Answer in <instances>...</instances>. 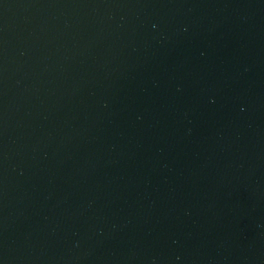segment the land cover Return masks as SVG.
Listing matches in <instances>:
<instances>
[{
    "label": "water",
    "instance_id": "95a60500",
    "mask_svg": "<svg viewBox=\"0 0 264 264\" xmlns=\"http://www.w3.org/2000/svg\"><path fill=\"white\" fill-rule=\"evenodd\" d=\"M0 264H264V0H0Z\"/></svg>",
    "mask_w": 264,
    "mask_h": 264
}]
</instances>
